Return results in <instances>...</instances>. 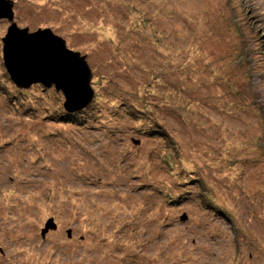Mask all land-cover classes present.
Masks as SVG:
<instances>
[{"label": "rangeland", "instance_id": "1", "mask_svg": "<svg viewBox=\"0 0 264 264\" xmlns=\"http://www.w3.org/2000/svg\"><path fill=\"white\" fill-rule=\"evenodd\" d=\"M7 2L0 264H264V0ZM14 24L86 58L78 123L10 79Z\"/></svg>", "mask_w": 264, "mask_h": 264}, {"label": "water", "instance_id": "2", "mask_svg": "<svg viewBox=\"0 0 264 264\" xmlns=\"http://www.w3.org/2000/svg\"><path fill=\"white\" fill-rule=\"evenodd\" d=\"M3 18L13 21L12 6L7 0H0V19ZM3 43L4 64L14 84L21 87L25 81L29 85L55 86L63 92L69 113L93 103V74L86 58L68 50L65 41L53 32L40 30L29 34L27 29L19 30L14 24Z\"/></svg>", "mask_w": 264, "mask_h": 264}, {"label": "trees", "instance_id": "3", "mask_svg": "<svg viewBox=\"0 0 264 264\" xmlns=\"http://www.w3.org/2000/svg\"><path fill=\"white\" fill-rule=\"evenodd\" d=\"M90 106V105H89ZM88 106V107H89ZM130 107V106H129ZM132 110V111H131ZM134 110V111H133ZM84 111V110H82ZM74 112V113H69L67 112L66 110H63L61 113H60V116L58 119H63L64 121H68V122H71V123H78L79 120H81L82 116H81V112ZM136 111H137V108H134V107H130V111L129 113L132 115V116H135L137 115L136 114ZM82 123V121H81ZM153 129V128H152ZM160 132L163 131L162 128L159 129Z\"/></svg>", "mask_w": 264, "mask_h": 264}]
</instances>
